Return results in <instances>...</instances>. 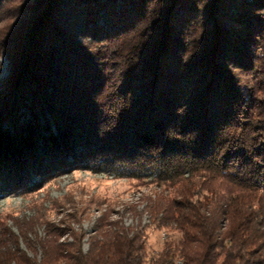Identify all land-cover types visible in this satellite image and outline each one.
Here are the masks:
<instances>
[{
	"label": "trees",
	"instance_id": "16d2710c",
	"mask_svg": "<svg viewBox=\"0 0 264 264\" xmlns=\"http://www.w3.org/2000/svg\"><path fill=\"white\" fill-rule=\"evenodd\" d=\"M5 11L0 173L74 137L132 146L115 174L173 187L147 204L168 229L159 251L117 220L83 249L0 215V264H264V0H0Z\"/></svg>",
	"mask_w": 264,
	"mask_h": 264
},
{
	"label": "rangeland",
	"instance_id": "374dc122",
	"mask_svg": "<svg viewBox=\"0 0 264 264\" xmlns=\"http://www.w3.org/2000/svg\"><path fill=\"white\" fill-rule=\"evenodd\" d=\"M116 2L119 7L120 0ZM8 18L6 11L0 14V31ZM10 71L8 55L0 51V88ZM48 117L52 131L57 132L51 116ZM77 139L70 137L66 144L29 164L22 173H0V189L7 187L0 190V215L8 217L7 222L14 230H18L16 218L33 219L38 222L35 228L38 236H44L48 227L58 233L60 240L72 242L74 236L81 237L83 249L88 248L90 232L99 220H117L144 227L149 249L161 250L168 229L152 223L147 204L155 198L156 191L173 187L167 184L170 182L162 183L151 174L139 178L117 176L118 161L123 163L135 158L137 153L132 146L116 152L110 144H87ZM8 187L22 188L11 192ZM29 235L32 239L36 237ZM20 243L27 248L22 240ZM37 249L39 255L40 247Z\"/></svg>",
	"mask_w": 264,
	"mask_h": 264
}]
</instances>
